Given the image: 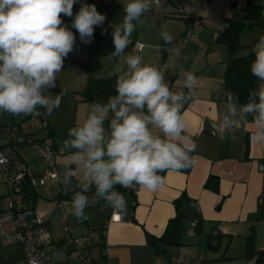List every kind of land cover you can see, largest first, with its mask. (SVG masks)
Wrapping results in <instances>:
<instances>
[{
	"label": "crops",
	"instance_id": "1",
	"mask_svg": "<svg viewBox=\"0 0 264 264\" xmlns=\"http://www.w3.org/2000/svg\"><path fill=\"white\" fill-rule=\"evenodd\" d=\"M126 1L101 0V4L96 7L99 12L117 13L124 11L121 2ZM166 1L170 6L165 5ZM165 2L155 3L151 0L147 14L153 19L152 25L144 23V33L135 36L141 39L135 42L143 43L142 48L136 50L134 42L131 45L145 63L154 64L164 73L165 81L169 72L173 74L172 78L176 79L173 87L175 91H188L183 88L185 72L191 71L196 75L191 99L182 109L187 122V134L197 145L191 154L195 161L192 167L180 172L164 173V187L154 192L139 186L118 188L117 191L123 193L128 204L127 215L123 218H118L104 200L95 196L92 189L86 193L89 206L85 213L89 219L81 222L71 214L70 209L74 193L80 190L78 184L84 179L82 170L74 168L75 175L69 187L59 184L56 177H47L44 184L37 177L46 168L42 145L43 137L47 135L53 137L57 173H62L64 166L70 162L71 150L65 149L63 142L68 138L67 133L71 127L83 123L92 104L83 101L79 93L85 87L88 77L80 75L70 81L71 76L63 75L67 80L65 92L72 93L74 108L70 113L62 111V98L55 114L47 115L41 109L42 114L38 117L47 122L45 129L32 122H24V118L18 121L23 115L14 116L16 121L12 119L8 129L0 127V139L3 136L4 141H7L8 135L14 138L17 132L32 135L37 140L36 143H22L18 146V158L11 162L10 168L19 171L25 167L28 176H31L33 188L37 192L33 211L40 214L48 224L44 244L54 264H97L103 259V252L114 264H170L173 256L186 258L189 264H262L258 252L264 250V204H260L258 198L264 194V143L251 139L254 130L251 116L248 122L237 121L233 132L215 133L211 130L222 115H229L223 77L230 54L226 45L216 40L218 30L205 27L200 32L189 34L183 19L173 13L178 3L187 2L194 15L226 22L229 18H242L251 3L264 8V0ZM62 20L65 21L63 17ZM165 26L174 36L171 44H165L160 37L161 29ZM251 40L254 41V37ZM250 43L248 41L246 46H241L233 55L248 53ZM172 48L181 50L179 58L172 54ZM153 131L158 133L157 129ZM210 174L218 177L217 192L204 187ZM0 179L3 181L1 173ZM36 179L40 189L36 188ZM2 194L0 211L7 207L8 202V192L3 191ZM62 198L68 200L65 207L58 205V200ZM256 212H259L258 218L253 216ZM177 213L182 216L179 244L160 243L157 250L148 243L146 234L160 237L168 220ZM193 220L197 224L194 233L189 234ZM3 224L10 226L9 221ZM252 227L253 253L248 255L246 245ZM94 234L99 237L96 256L92 255L91 245L87 243V239ZM75 238L84 239L82 248L88 251L85 259L75 254ZM223 246L224 250L219 253ZM0 264H26L24 252L15 245L1 246Z\"/></svg>",
	"mask_w": 264,
	"mask_h": 264
},
{
	"label": "clouds",
	"instance_id": "2",
	"mask_svg": "<svg viewBox=\"0 0 264 264\" xmlns=\"http://www.w3.org/2000/svg\"><path fill=\"white\" fill-rule=\"evenodd\" d=\"M77 3L79 11L73 18ZM123 7V19L110 25L114 51L109 55L120 61L114 68L115 94L106 101H94L83 123L68 130L63 144L71 150L70 162L62 173H56L57 182L69 187L74 168L82 170L84 179L70 209L81 222L89 219L86 193L92 189L123 218L128 204L117 186H139L154 192L165 185L161 173L180 172L195 163L191 154L197 145L187 134L182 109L191 99L197 77L185 72L183 88L188 91H175L157 66L145 63L141 55H125L132 44L135 22L143 23L141 17L150 11L151 0H128ZM62 14L73 18L71 28L84 44L91 43L94 28L106 21L95 4L81 0H0V114L40 116L43 109L51 115L60 107L63 94L53 95L49 89L56 87L57 74L76 44ZM160 37L165 44L174 40L166 26ZM171 52L181 56L179 48ZM252 52L255 59L249 70L257 87L249 90L243 103L231 90H225L224 96L230 121L248 122L251 116V139L264 143V35Z\"/></svg>",
	"mask_w": 264,
	"mask_h": 264
},
{
	"label": "built area",
	"instance_id": "3",
	"mask_svg": "<svg viewBox=\"0 0 264 264\" xmlns=\"http://www.w3.org/2000/svg\"><path fill=\"white\" fill-rule=\"evenodd\" d=\"M155 3H163L162 0H152ZM81 2L88 4L100 5L101 0H81ZM80 4V3H77ZM183 19L187 25V31L189 34L202 31L205 27H212L216 30H222L226 23L217 18L201 17L194 15L187 2L178 4L173 13ZM134 47L136 50L142 48V44L135 42ZM172 73H168L166 82L170 84V87H174L176 79L172 78ZM192 90V89H191ZM3 114H0V126L2 124ZM33 122L39 127L44 128L47 126V122L43 119H34ZM237 122L232 123L229 119V115H222L221 118L212 125L211 130L215 133L233 132L236 128ZM37 140L32 135L16 134V137L12 141H7L0 145V173L2 180L8 185L10 190V201L7 207L0 211V245L18 246L25 255L26 264H54L49 252L44 244V236L48 230L47 222L38 213L30 214L26 212V204L24 201L23 184L25 180L26 168H22L19 171H12L10 164L13 160L18 158L17 148L22 143H36ZM55 149L53 145V138L50 135L43 137L42 145V157L46 161V168L44 173L39 176L38 180L41 184L45 183L47 177H56V165H55ZM33 184V182H32ZM120 188L117 186L116 190ZM260 204H264V194H261L258 198ZM67 199L62 198L58 200V205L65 207L67 205ZM5 221L10 222V226H5ZM197 221L191 222L189 234H193ZM84 239L75 238V254L81 259H85L88 256V251L82 248V242ZM103 259L97 264H114V262L106 256L103 252ZM170 264H189V260L179 256L171 257ZM264 264V261H262Z\"/></svg>",
	"mask_w": 264,
	"mask_h": 264
},
{
	"label": "trees",
	"instance_id": "4",
	"mask_svg": "<svg viewBox=\"0 0 264 264\" xmlns=\"http://www.w3.org/2000/svg\"><path fill=\"white\" fill-rule=\"evenodd\" d=\"M225 21L226 26L222 30L218 31V35L216 38L218 42L226 45L230 54L223 77L224 92L225 90H231L232 92L239 94L240 102L243 103L247 99L249 90L256 88L258 85V81L256 77L251 74L249 66L250 63L255 59V56L252 52V47H254L255 43L258 42L260 36L264 35V31H262L260 35L249 44V47L251 49L248 53L241 56H234L233 54L237 52L241 47V44L239 42V35L244 27H252L253 25L258 23L264 26V8H262L258 4L251 3L246 7L244 16L242 18H229ZM115 81V76L89 78L85 87L79 92L82 100L90 103H93L94 101H106L110 95L115 94ZM17 134L22 133L17 132ZM15 137L11 138V136L8 135L6 138L7 141L10 142L14 140ZM5 142H0V145L4 144ZM163 174L164 173H161V175ZM218 181V177L210 174L204 182V187L217 192ZM22 190L24 194V201L26 204V212L33 214L34 205L37 199V192L33 188L31 176L29 177L28 173L25 175ZM220 204L221 201L216 205V207L218 208ZM253 216L254 218H258L259 212L253 214ZM181 231L182 216L177 213L174 217L168 220L164 232L160 237L156 238L150 234H146L147 241L157 250L159 249L160 243L179 244V236ZM253 239L254 228L252 227L251 233L247 238L246 251L248 255L253 253ZM258 253L261 261H264V250H261Z\"/></svg>",
	"mask_w": 264,
	"mask_h": 264
},
{
	"label": "rangeland",
	"instance_id": "5",
	"mask_svg": "<svg viewBox=\"0 0 264 264\" xmlns=\"http://www.w3.org/2000/svg\"><path fill=\"white\" fill-rule=\"evenodd\" d=\"M163 1L165 2V0ZM127 2L128 1L121 2V5L126 4ZM167 2L168 1L165 2V5L167 4L168 6H170ZM79 7L80 6L73 7V18L75 14L79 11ZM100 13L106 15V21L103 25L97 26L94 28L93 39L91 43L89 44L82 43L79 39V33L71 28V23H72L73 18L63 16L62 14L63 19H65L64 25H67L70 28V30L73 31L74 35L76 36V44L74 46V50L71 53H69V55L64 59L63 69L60 73L57 74L56 87L54 88L56 90H49L53 95H56L59 93L63 94L62 98L64 101L62 102V111L66 112L67 110L70 113L73 111V108H74V101L72 100V97L70 95L72 93L67 94L65 92L66 87H67L66 86L67 80L65 81V78L63 77V75H65V77L71 76L70 81L76 80V78H78L80 75H83L84 77H88V79L92 77H107L105 75L114 74L115 65L120 62L119 58H112L109 55L111 52L114 51V45H113V40H112V35H111L112 27H110V25H115L116 23H119L123 19V16L125 13L124 11L117 12V13H113V11L112 12L106 11V12H100ZM141 20L143 21V23L139 21L135 22L136 30L132 34V43L133 42L135 43L136 40L140 39V38L138 39L135 38L137 34L144 33V23L151 24L153 22L152 17H149V14L147 13L141 17ZM160 27H161V23H160ZM262 31H264V26H262V24L260 23L255 24L252 27H244L239 35L240 37L239 42L241 43V46L243 47L244 44L246 46V43L248 41L252 42L253 40L251 39L253 37L254 39H256ZM141 44L143 45V43ZM240 52L241 50L239 51V53ZM127 54H137V52L133 50L132 45H130L129 48L126 49L125 55ZM69 69L70 71L68 72ZM52 114H55V110L53 111ZM13 117H14L13 115L6 113L4 120L1 124L2 128L8 129L9 126L11 125L12 119L16 121L15 120L16 117L15 118ZM20 117L21 118H19L18 121L24 118L23 120L26 123L27 122L34 123L33 122L34 119L36 118L40 119L38 116H34V115H30L29 117H25V115H23ZM63 119L65 118L63 117ZM15 126L16 124L12 126L13 129L15 128ZM11 130L12 129L8 131L9 132L8 134H10ZM4 140L5 139L2 136V138L0 139V142H5ZM37 178H39V176ZM35 183L37 185L36 188L40 189L37 179ZM3 191L8 192V199H7L8 200L7 204H8L10 201V190L5 182L0 181V200H2L3 198L2 197V195H4L2 194ZM98 241H99V237L97 234H94V236L87 239V243L91 245V252L93 256L98 255L97 254ZM1 246L2 245H0V248ZM74 246H75V243H74ZM224 248L225 247L223 246L219 253H221L224 250ZM52 256L53 258H56L55 254H52Z\"/></svg>",
	"mask_w": 264,
	"mask_h": 264
}]
</instances>
